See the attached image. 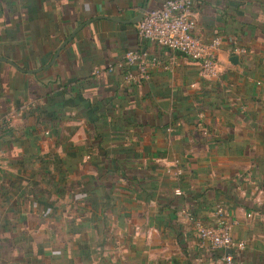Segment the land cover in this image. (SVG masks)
<instances>
[{"label": "crops", "instance_id": "crops-1", "mask_svg": "<svg viewBox=\"0 0 264 264\" xmlns=\"http://www.w3.org/2000/svg\"><path fill=\"white\" fill-rule=\"evenodd\" d=\"M163 1L0 0V58L23 71L0 60V264H220L183 219L213 227L217 204L245 244L236 264H264V0L195 2L196 34L222 39L218 80L139 40L131 22ZM137 49L160 64L129 83ZM59 94L101 103L102 133L128 127L124 176L104 175L73 99L47 104Z\"/></svg>", "mask_w": 264, "mask_h": 264}, {"label": "built area", "instance_id": "built-area-1", "mask_svg": "<svg viewBox=\"0 0 264 264\" xmlns=\"http://www.w3.org/2000/svg\"><path fill=\"white\" fill-rule=\"evenodd\" d=\"M196 0H164L156 9L145 12L137 25V35L140 41H148L158 47L182 56L199 64L200 76L207 80H218L221 67L216 59L222 39L215 35L205 42L196 34V21L192 16V8ZM232 52L244 55L246 50L236 45ZM126 67H134L136 74H127V82L147 81L152 70L159 66L158 59L149 56L142 49L127 51L123 56ZM110 68V67H109ZM108 68V69H109ZM111 69V68H110ZM9 117L0 121V126L8 124ZM177 195L181 193L175 192ZM183 219L193 224L198 241L212 249L230 250L231 254H223L220 264H236L232 252L244 249L243 242L235 241L231 236V224L227 222V212L223 207H217L213 212L214 226L208 227L195 220L191 213L184 212Z\"/></svg>", "mask_w": 264, "mask_h": 264}, {"label": "trees", "instance_id": "trees-1", "mask_svg": "<svg viewBox=\"0 0 264 264\" xmlns=\"http://www.w3.org/2000/svg\"><path fill=\"white\" fill-rule=\"evenodd\" d=\"M197 1L198 0H196L195 2ZM70 99H73L72 105L74 103V106L78 110H83L82 112H84V118L87 119V121H89L93 126L92 128L94 129V133H95L93 135V138L94 141L97 142L96 145L97 155L100 158H104L106 161L109 162V166L105 167L104 175H106V177H111L116 179L113 173L116 171L117 168L120 167L117 171L120 172L122 176H124L125 174L123 172L122 165H120L117 156H119V154L121 153V151L119 150V148L122 147L120 143L123 141V136L128 127H110L109 133H104V132L102 133L101 131H99L100 127H96V123L101 118L104 117L103 114H100L102 105L101 103H92L91 101L82 98L81 94H77L74 97L72 95H69L67 97L65 94L55 95L54 97L49 98L47 100V104L53 102V105L58 109V112H60L61 109L66 106L67 101H69ZM103 113L105 114V112ZM49 117H52V115ZM101 128H105V127H101ZM6 129H9V124H3L0 126V131ZM106 141L111 142L113 144L112 149L104 147L103 143ZM123 178L127 179L128 177L125 176ZM104 179L106 178L104 177ZM219 206L221 207L220 204L215 205L213 207V212Z\"/></svg>", "mask_w": 264, "mask_h": 264}, {"label": "water", "instance_id": "water-1", "mask_svg": "<svg viewBox=\"0 0 264 264\" xmlns=\"http://www.w3.org/2000/svg\"><path fill=\"white\" fill-rule=\"evenodd\" d=\"M145 11H146V6H143L142 7V9H141V12H140V14H139V16H138V18L135 20V21H132L131 23L132 24H136V23H139L140 22V20L143 18V16H144V14H145ZM84 25H81L78 29H76V31L70 36V37H68L67 39H66V41L62 44V46L60 47V49L57 51V53L55 54V57H57L58 56V54H59V52L61 51V49L68 43V42H70L72 39H73V37L76 35V33L83 27ZM0 60H2V61H6L5 59H1L0 58ZM231 62L233 63V64H236L237 63V61H238V58L236 57V56H234V57H232L231 59ZM6 62H8L9 64H11L13 67H15L17 70H19V71H21V72H23L21 69H19L15 64H13L11 61H6ZM225 254L226 255H230L231 254V251L230 250H226L225 251Z\"/></svg>", "mask_w": 264, "mask_h": 264}]
</instances>
